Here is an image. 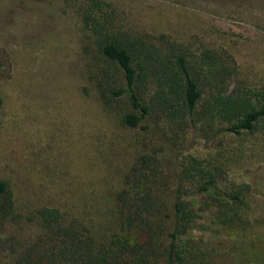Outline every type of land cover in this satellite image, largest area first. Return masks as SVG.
<instances>
[{
  "label": "rangeland",
  "instance_id": "rangeland-1",
  "mask_svg": "<svg viewBox=\"0 0 264 264\" xmlns=\"http://www.w3.org/2000/svg\"><path fill=\"white\" fill-rule=\"evenodd\" d=\"M104 1L115 31L164 35L190 51L218 49L233 56L240 80L264 86V0ZM83 6L0 0V178L23 206L51 204L80 217L102 245L121 234L116 193L142 155L174 171L194 156L220 188L241 190L242 201L213 202L184 183L183 198L197 214L176 240L186 264H264V121L255 132L211 140L156 115L164 141L126 127L127 107L99 97L103 61L81 21ZM165 224L169 231L172 222Z\"/></svg>",
  "mask_w": 264,
  "mask_h": 264
},
{
  "label": "trees",
  "instance_id": "trees-1",
  "mask_svg": "<svg viewBox=\"0 0 264 264\" xmlns=\"http://www.w3.org/2000/svg\"><path fill=\"white\" fill-rule=\"evenodd\" d=\"M107 5L84 0L81 21L103 61L99 97L107 106L127 107L121 113L126 127L163 141L166 132L154 115L206 140L259 129L264 86L240 80L232 55L210 47L190 51L164 35L148 39L117 32ZM149 159L142 155L124 175L115 197L121 234L102 245L95 244L80 217L51 204L23 206L0 178V264H186L176 240L197 214L183 198L189 192L184 183L194 187L192 194L225 205L240 203L242 191L220 188L216 174L197 157L191 156L180 171ZM163 193L171 196L169 206Z\"/></svg>",
  "mask_w": 264,
  "mask_h": 264
}]
</instances>
